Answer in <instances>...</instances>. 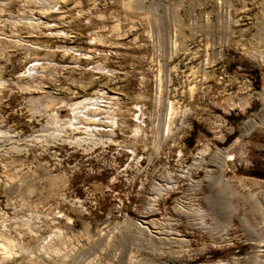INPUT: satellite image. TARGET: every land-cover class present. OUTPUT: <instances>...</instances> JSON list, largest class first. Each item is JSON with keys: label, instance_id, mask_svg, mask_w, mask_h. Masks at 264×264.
Listing matches in <instances>:
<instances>
[{"label": "rangeland", "instance_id": "rangeland-1", "mask_svg": "<svg viewBox=\"0 0 264 264\" xmlns=\"http://www.w3.org/2000/svg\"><path fill=\"white\" fill-rule=\"evenodd\" d=\"M0 214L6 264H264V0H0Z\"/></svg>", "mask_w": 264, "mask_h": 264}, {"label": "bare ground", "instance_id": "bare-ground-1", "mask_svg": "<svg viewBox=\"0 0 264 264\" xmlns=\"http://www.w3.org/2000/svg\"><path fill=\"white\" fill-rule=\"evenodd\" d=\"M28 25V24H27ZM32 24L29 23V26H31ZM11 38H15L14 36H9ZM158 71L160 72L162 70L161 65L158 64ZM169 73V70H168ZM168 100V98H167ZM88 101V100H87ZM86 101V102H87ZM92 103V105H99V103H101V100L98 98L95 99H91L90 100ZM85 102H80L77 104H74V106H77L79 104H83ZM174 103L173 101H167V112L165 113V127L167 128V132H168V126L170 124V119L172 118V114L176 111V107H174ZM100 106V105H99ZM100 111V110H99ZM205 153V149H202L200 151V154L203 155ZM225 157V156H224ZM217 159L222 160L220 154L218 153L216 156ZM199 162V161H198ZM221 162V161H220ZM196 163V162H195ZM200 163V162H199ZM195 166H199V165H195ZM192 167H189L187 171L183 172L185 173L188 177L190 176V170ZM173 185H170L168 188L171 189ZM161 191L160 189H157L156 192ZM6 218L4 216H2L0 214V264H6L7 261H9L10 259H12L14 256H18L21 254H24L25 258L27 259L28 262L32 263V262H38L36 259H40L41 257L44 256V249H45V245L42 246L41 248H37V250H33L29 247H23V245L17 243L15 241V239L11 236L10 231L13 229H10L8 227V225L6 224ZM260 240V239H259ZM261 242V240H260ZM25 246V245H24ZM24 248V249H23ZM22 251V253H21ZM47 251H54V249L52 247H48ZM48 252L47 255H48ZM46 257V256H45ZM46 259V258H45Z\"/></svg>", "mask_w": 264, "mask_h": 264}]
</instances>
